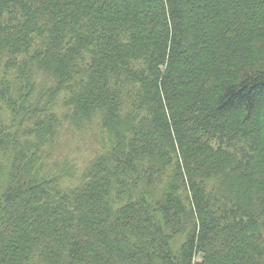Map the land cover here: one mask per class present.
I'll use <instances>...</instances> for the list:
<instances>
[{"label": "trees", "instance_id": "trees-1", "mask_svg": "<svg viewBox=\"0 0 264 264\" xmlns=\"http://www.w3.org/2000/svg\"><path fill=\"white\" fill-rule=\"evenodd\" d=\"M0 264H264V0H0Z\"/></svg>", "mask_w": 264, "mask_h": 264}, {"label": "rangeland", "instance_id": "rangeland-1", "mask_svg": "<svg viewBox=\"0 0 264 264\" xmlns=\"http://www.w3.org/2000/svg\"><path fill=\"white\" fill-rule=\"evenodd\" d=\"M234 117L229 118L230 120H234ZM67 142L62 143L60 150L58 151V155L61 156L62 158L69 157V160L77 162V165L80 168H82L86 161L87 157L92 154V152L95 150L97 146L96 138H95V133L87 135L84 139L79 140V138H76V141H73L74 143L71 142L70 138L66 140ZM80 143V144H78ZM81 146V147H80ZM74 147H78L80 151H77ZM65 156V157H63ZM176 240L175 238L173 239L172 243L176 246L175 248L177 249L178 246L176 245Z\"/></svg>", "mask_w": 264, "mask_h": 264}]
</instances>
